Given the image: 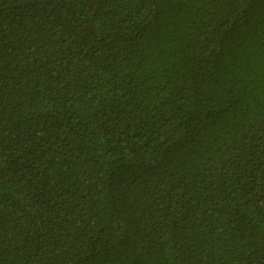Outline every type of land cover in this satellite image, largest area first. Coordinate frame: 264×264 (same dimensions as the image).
I'll use <instances>...</instances> for the list:
<instances>
[{"label":"trees","instance_id":"obj_1","mask_svg":"<svg viewBox=\"0 0 264 264\" xmlns=\"http://www.w3.org/2000/svg\"><path fill=\"white\" fill-rule=\"evenodd\" d=\"M0 264H264V0H0Z\"/></svg>","mask_w":264,"mask_h":264}]
</instances>
